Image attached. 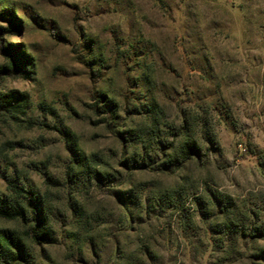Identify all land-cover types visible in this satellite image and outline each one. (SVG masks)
Segmentation results:
<instances>
[{
    "label": "rangeland",
    "instance_id": "1",
    "mask_svg": "<svg viewBox=\"0 0 264 264\" xmlns=\"http://www.w3.org/2000/svg\"><path fill=\"white\" fill-rule=\"evenodd\" d=\"M3 6L22 23L7 40L21 42L33 66L27 77L0 81V92L29 99L23 121L0 112V192L13 178L42 193L55 237L41 245L25 238L28 260L14 264H264L244 238L206 232L213 219L194 201L205 191L210 205L214 190L242 210L264 208V0H0ZM97 91L114 100L113 118L94 110ZM151 99L162 110L163 133L191 120L207 150L187 163L184 179L157 169L153 153L141 171L118 164L124 142L117 131L146 120ZM68 134L102 160L97 166L113 174L114 186L65 180ZM178 181L189 194L171 214H134L115 197L130 182L155 190ZM0 227L25 230L2 219Z\"/></svg>",
    "mask_w": 264,
    "mask_h": 264
},
{
    "label": "trees",
    "instance_id": "2",
    "mask_svg": "<svg viewBox=\"0 0 264 264\" xmlns=\"http://www.w3.org/2000/svg\"><path fill=\"white\" fill-rule=\"evenodd\" d=\"M0 55L3 62L0 63V81L6 77H27L32 71V58L21 42H11L7 39L20 31L21 20L11 7H0ZM90 48L86 47L89 51ZM93 108L96 111L107 113L113 118L116 106L112 98L107 94L97 91L92 94ZM28 95L19 90L0 92V112L4 113L16 122L23 121L22 117L28 108ZM146 120L134 126L120 128L118 137L124 142L120 156L119 166L126 172L141 171L149 167L147 160L151 153L155 155L154 164L157 169L177 175L183 178L182 172L187 163L201 161L207 154L199 143L192 127V121L182 118L175 126L174 132L165 134L160 126L162 124V110L159 104L151 99L145 106ZM107 124V118L104 120ZM72 145V161L64 171L65 180L74 186L102 184L114 186L113 174L97 165L102 160L96 155H85L78 147L77 140L72 134H68ZM170 137V138H168ZM132 152H128V148ZM247 147L245 144L244 149ZM264 170V161L261 162ZM7 193L0 192V219L17 221L25 227V230L0 227V264H14L18 261H27L25 238L34 244H50L55 242L54 230L51 224V207L44 195L36 191L32 186L19 185L13 178L6 180ZM207 191V190H206ZM210 191V205L203 200L205 191L200 196H195L194 201L201 205L204 216L212 217L213 221L206 223L205 231L216 233L224 239L226 236L244 238L255 249L257 257L264 262V246H253L259 240H264V220L259 213H264V208L257 210H242L235 201L221 194ZM189 191L185 184L176 182L171 188L151 189L140 182H130L126 186H119L115 197L124 208L132 207L136 211L144 210L151 213L156 209H169V214L178 210L183 205ZM203 195V196H202ZM207 195V194H206ZM210 199V200H211ZM74 211L77 218L84 219V210L76 204ZM215 212V213H213ZM127 213V220L131 221L133 215ZM137 217V216H136ZM217 218V220H216ZM233 243L221 246L222 253L230 252ZM221 261V260H220ZM226 263V258L222 259Z\"/></svg>",
    "mask_w": 264,
    "mask_h": 264
}]
</instances>
